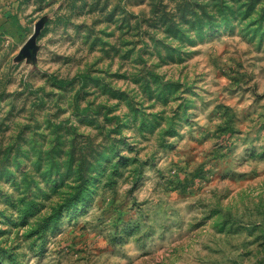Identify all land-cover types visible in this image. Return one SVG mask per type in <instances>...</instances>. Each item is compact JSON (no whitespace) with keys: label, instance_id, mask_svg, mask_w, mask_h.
Segmentation results:
<instances>
[{"label":"rangeland","instance_id":"374dc122","mask_svg":"<svg viewBox=\"0 0 264 264\" xmlns=\"http://www.w3.org/2000/svg\"><path fill=\"white\" fill-rule=\"evenodd\" d=\"M0 264H264V0L20 1Z\"/></svg>","mask_w":264,"mask_h":264},{"label":"crops","instance_id":"0c3cea01","mask_svg":"<svg viewBox=\"0 0 264 264\" xmlns=\"http://www.w3.org/2000/svg\"><path fill=\"white\" fill-rule=\"evenodd\" d=\"M22 0H0V24L6 23L9 15Z\"/></svg>","mask_w":264,"mask_h":264}]
</instances>
